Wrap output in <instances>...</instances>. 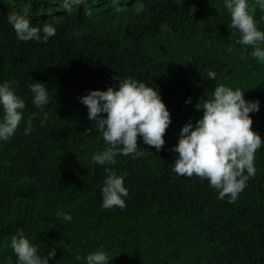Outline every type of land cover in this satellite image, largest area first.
Returning <instances> with one entry per match:
<instances>
[{
    "label": "trees",
    "instance_id": "obj_1",
    "mask_svg": "<svg viewBox=\"0 0 264 264\" xmlns=\"http://www.w3.org/2000/svg\"><path fill=\"white\" fill-rule=\"evenodd\" d=\"M62 5L0 0V82L19 81L13 87L26 103L16 134L0 142V264H16L11 237L20 229L41 255L56 247L50 264H85L77 255L101 247L114 255L110 264H264V146L255 153L256 175L234 203L218 199L207 180L171 170L182 126L203 115L195 104L215 85L260 100L250 115L264 139V64L229 29L223 0H85L71 11ZM249 5L264 30V11L255 0ZM10 13L52 23L56 35L47 43L21 41ZM208 70L216 81L206 79ZM126 77L152 83L172 122L159 152L138 136L143 156L101 166L92 155L107 145L78 98ZM33 79L49 89L43 109L32 104ZM105 167L125 175L123 210L101 207ZM58 209L72 220L57 217Z\"/></svg>",
    "mask_w": 264,
    "mask_h": 264
},
{
    "label": "clouds",
    "instance_id": "obj_2",
    "mask_svg": "<svg viewBox=\"0 0 264 264\" xmlns=\"http://www.w3.org/2000/svg\"><path fill=\"white\" fill-rule=\"evenodd\" d=\"M85 0H63V7L71 11L74 4ZM230 13L229 29L239 33L238 43L250 46L251 56L264 64V30L258 27L255 19V6L250 8L249 0H223ZM264 11V0H255ZM8 23L13 27L16 38L28 42L47 43L56 35L52 23L33 24L26 14L10 13ZM116 87L92 89L78 99L88 110V119L95 122L96 129L107 145L102 151L92 155L98 165H115L118 156H131L137 159L144 155L138 146V136L143 142L159 152L165 145V133L172 119L169 108L159 90L151 83L132 77L116 78ZM206 79H217L214 70H208ZM19 81L0 82V142L8 141L16 134L23 120L25 100L17 94L15 87ZM32 94V104L43 109L49 105V89L41 81L28 85ZM244 91L225 84L215 85L211 97L199 98L195 104L203 115L195 122L191 119L182 126L177 143L172 151L178 153L171 170L178 176H198L207 180L210 187L218 192V199L227 197L230 203L238 200L240 193L248 186V181L256 175L255 153L264 146L261 134L254 130L251 113L259 112L260 100L245 98ZM186 104H191L189 97ZM33 113L32 115H36ZM32 130L31 117L26 121L24 133ZM106 176L101 187L102 203L105 210L127 207L129 195L125 185V175L113 167H105ZM57 217L71 221L72 215L58 209ZM11 249L16 256V264H50L56 256V247L41 255L36 244L26 237L22 229L11 237ZM114 255L103 247L77 255L76 259L85 264H110ZM11 264V260H9Z\"/></svg>",
    "mask_w": 264,
    "mask_h": 264
},
{
    "label": "rangeland",
    "instance_id": "obj_3",
    "mask_svg": "<svg viewBox=\"0 0 264 264\" xmlns=\"http://www.w3.org/2000/svg\"><path fill=\"white\" fill-rule=\"evenodd\" d=\"M253 125H255V124L253 123ZM253 125H252V126H253Z\"/></svg>",
    "mask_w": 264,
    "mask_h": 264
}]
</instances>
